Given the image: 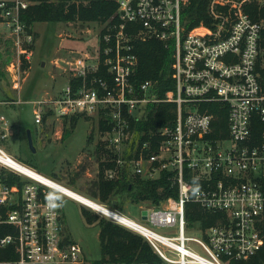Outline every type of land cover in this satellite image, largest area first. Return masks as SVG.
I'll return each instance as SVG.
<instances>
[{
    "label": "built area",
    "instance_id": "built-area-1",
    "mask_svg": "<svg viewBox=\"0 0 264 264\" xmlns=\"http://www.w3.org/2000/svg\"><path fill=\"white\" fill-rule=\"evenodd\" d=\"M191 1L117 0L118 19L106 22L99 34L97 59L76 57V69L58 92L28 101L37 127L52 117L83 115L98 123L103 117L108 127L102 133L108 151L103 160L114 163L107 178L127 169L135 179L165 175L176 188L177 196L141 206V220L125 224L149 241L163 264H232L231 259H251L264 246V16L248 11L253 3L261 11L264 0H208L209 20L189 27L184 16ZM29 4L0 0V24L19 63L32 60L36 41L33 27L21 18ZM150 40L174 48L175 87L162 97L155 80L134 81L135 45ZM102 68L107 75L99 74ZM20 81L15 79L16 88ZM158 102L175 103V119L152 132L157 138L139 139L131 149L132 120ZM215 104L227 113L224 126ZM15 131L0 112V139ZM15 163L31 167L0 144V264H96L65 233L58 193H66ZM189 202L219 215L216 222L190 224ZM4 226L7 232L1 234ZM160 227H174L175 233L163 234Z\"/></svg>",
    "mask_w": 264,
    "mask_h": 264
},
{
    "label": "rangeland",
    "instance_id": "rangeland-1",
    "mask_svg": "<svg viewBox=\"0 0 264 264\" xmlns=\"http://www.w3.org/2000/svg\"><path fill=\"white\" fill-rule=\"evenodd\" d=\"M105 25L106 22H37L32 60L22 58L23 63H19L16 49L0 24V100L4 95L6 101L22 99L17 103L0 104V112L20 127L14 135L0 139V144L42 174L91 197L93 192H98L99 165L106 157L97 152V145L103 139L97 118L83 115L73 119L52 117L37 127L33 104L28 100L46 92H58L76 69V57L87 55L89 60H96L99 34ZM54 60H61L66 69L58 68ZM43 62L46 65H42ZM16 78L21 80L18 88L14 86ZM28 129L32 131L35 150L29 144ZM58 198L64 211L66 235L80 244L88 261L101 260L100 225L96 220L88 222L83 210L97 220L102 217L66 194L58 193ZM96 199L99 200V194ZM153 204L149 200L136 202L127 199L120 201L119 211L141 220V206ZM119 225L136 232L124 223ZM157 230L163 234L175 233L174 227Z\"/></svg>",
    "mask_w": 264,
    "mask_h": 264
},
{
    "label": "trees",
    "instance_id": "trees-1",
    "mask_svg": "<svg viewBox=\"0 0 264 264\" xmlns=\"http://www.w3.org/2000/svg\"><path fill=\"white\" fill-rule=\"evenodd\" d=\"M29 6L21 13L22 20L28 27H32L36 22H100L105 23L115 21L117 16V0H29ZM208 0H192L186 9L184 20L188 21V26L193 27L201 21H208L207 11ZM248 11L254 18L264 16V8L258 9V4L253 3L248 7ZM1 19V17H0ZM135 52L139 57V67L134 81L139 83L146 79H153L157 82V93L162 97L166 92L175 87L172 78L173 52L172 46H166L159 40L137 42ZM26 62V61H25ZM99 74L107 75L104 68ZM4 94V93H3ZM7 96L4 95L3 101ZM218 119H222L223 126L226 125V111L219 112L217 104L214 105ZM177 114V106L173 102L148 103L146 113L139 119L132 120L135 131L131 149H134L137 140L157 138L152 136V132L160 125L168 124L173 121ZM79 115H73V119ZM68 118V117H65ZM16 126V125H15ZM105 119L102 117L99 122V129L102 133L107 129ZM17 129V127H16ZM219 127H216L215 135ZM17 131V130H16ZM66 133H70L67 131ZM98 154L107 155L105 143L101 140L97 145ZM114 166L113 161L102 160L99 165V179L96 182L98 192H93L91 197L96 199L99 194V202L120 210V201L127 199L141 202L149 200L154 204H159L161 199L173 195L177 196V190L172 187L165 175L161 178L149 181L129 176L127 169H123L115 178H107L106 171ZM17 176H12L14 180ZM97 200V199H96ZM108 203V204H107ZM110 203V204H109ZM121 211V210H120ZM83 214L90 223L95 220L100 225V241L102 249L101 260L95 261L96 264L103 262H131L146 261L151 264H163L160 256L156 254L149 241L142 235L130 231L119 223H113L104 218L97 220V217L83 210ZM219 216V215H218ZM217 214L204 211L198 203L189 202L187 205V219L190 224L195 220L202 221L203 225L216 222ZM1 234L7 232V228H2ZM5 229V230H4ZM260 229L264 235V217L260 222ZM232 264H264V246L249 260L231 259Z\"/></svg>",
    "mask_w": 264,
    "mask_h": 264
},
{
    "label": "bare ground",
    "instance_id": "bare-ground-1",
    "mask_svg": "<svg viewBox=\"0 0 264 264\" xmlns=\"http://www.w3.org/2000/svg\"><path fill=\"white\" fill-rule=\"evenodd\" d=\"M15 165H17L19 167L20 170L34 176L35 178H38L46 183H49L55 187H57L58 189H60L61 191H63L64 193L68 194L69 196L73 197L74 199L80 201L81 203H83L84 205L91 207L92 208V204H98V205H103L104 207H106L107 209H109L110 211L116 212L118 214H120V216H122L124 218V224H136V220H134L133 218L129 217L128 215L124 214L123 212H120L119 210L113 209L101 202H99L96 199H93L87 195H85L84 193H81L57 180H54L44 174H42L41 172L37 171L36 169H33L25 164L22 163H15Z\"/></svg>",
    "mask_w": 264,
    "mask_h": 264
},
{
    "label": "clouds",
    "instance_id": "clouds-1",
    "mask_svg": "<svg viewBox=\"0 0 264 264\" xmlns=\"http://www.w3.org/2000/svg\"><path fill=\"white\" fill-rule=\"evenodd\" d=\"M92 209L98 214L100 215L102 218H108L109 220H111L114 223H123L124 222V218L122 216H120V214L110 211L109 209H107L106 207H104L103 205H98V204H92Z\"/></svg>",
    "mask_w": 264,
    "mask_h": 264
},
{
    "label": "crops",
    "instance_id": "crops-1",
    "mask_svg": "<svg viewBox=\"0 0 264 264\" xmlns=\"http://www.w3.org/2000/svg\"><path fill=\"white\" fill-rule=\"evenodd\" d=\"M36 23H37V22H36ZM36 23H34L33 26H32V27H33V30H34L35 33H36V31H37V30L35 29V24H36ZM68 51L71 52V50H68ZM54 62H55V65L58 66V68H60L59 66H61V68L66 67L65 64H64L61 60H54ZM42 65H46V63L43 62ZM62 70H63V69H62ZM17 127H18V125H17ZM15 156H16V155H15Z\"/></svg>",
    "mask_w": 264,
    "mask_h": 264
},
{
    "label": "water",
    "instance_id": "water-1",
    "mask_svg": "<svg viewBox=\"0 0 264 264\" xmlns=\"http://www.w3.org/2000/svg\"><path fill=\"white\" fill-rule=\"evenodd\" d=\"M17 128H18V130L20 129L19 125H18ZM27 133H28L29 144H30V146L35 150V147H34V141H33L32 131H31V129H28V130H27Z\"/></svg>",
    "mask_w": 264,
    "mask_h": 264
}]
</instances>
